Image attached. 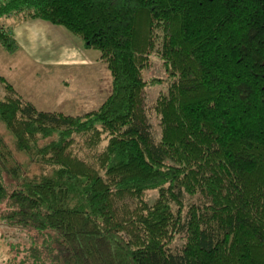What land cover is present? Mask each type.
<instances>
[{
  "label": "trees",
  "instance_id": "1",
  "mask_svg": "<svg viewBox=\"0 0 264 264\" xmlns=\"http://www.w3.org/2000/svg\"><path fill=\"white\" fill-rule=\"evenodd\" d=\"M1 18L62 26L110 74L77 115L0 75L12 264H264V0H0L12 54Z\"/></svg>",
  "mask_w": 264,
  "mask_h": 264
},
{
  "label": "rangeland",
  "instance_id": "2",
  "mask_svg": "<svg viewBox=\"0 0 264 264\" xmlns=\"http://www.w3.org/2000/svg\"><path fill=\"white\" fill-rule=\"evenodd\" d=\"M5 19L1 18V21ZM18 23L15 33L19 41L37 58H32L28 51L18 49L9 54L0 48V75L36 109L77 115L95 107L108 95L110 74L105 63L98 58L97 50L84 48L82 41L62 26L40 19ZM148 59L153 63L149 75L163 76L158 60L153 56ZM156 91L151 87L142 93V108L153 123L155 120L149 115V108ZM5 93L0 85V97ZM78 154L82 157L90 155L87 151H79ZM153 198V192L146 194L148 202ZM8 233L9 228L0 224V264H12L7 256V246L16 238ZM24 262L27 264L29 261L25 259Z\"/></svg>",
  "mask_w": 264,
  "mask_h": 264
},
{
  "label": "crops",
  "instance_id": "3",
  "mask_svg": "<svg viewBox=\"0 0 264 264\" xmlns=\"http://www.w3.org/2000/svg\"><path fill=\"white\" fill-rule=\"evenodd\" d=\"M3 21H5L4 23L6 24L7 22L10 24V26L12 27L11 28V33H12V36H13V38H14V40H15V42L17 43V45H18V48L20 49V50H23V51H28L29 53H30V55H32L33 57L32 58H34V57H36L35 55H33V54H31V52L27 49V47H24V45H22L21 44V42L19 41V38H18V35H17V32L15 33V31H16V27L18 26V22H13V20L11 19V18H6L5 20H2V22ZM25 21V20H24ZM20 22V21H19ZM17 23V24H16ZM37 25H38V23H37ZM14 26V27H13ZM13 28H14V30H13ZM32 42H34V41H32ZM35 46V45H34ZM37 58V57H36Z\"/></svg>",
  "mask_w": 264,
  "mask_h": 264
}]
</instances>
